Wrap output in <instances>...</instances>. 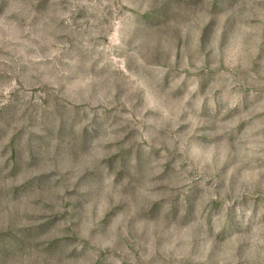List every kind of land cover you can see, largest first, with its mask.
<instances>
[{
	"label": "rangeland",
	"instance_id": "374dc122",
	"mask_svg": "<svg viewBox=\"0 0 264 264\" xmlns=\"http://www.w3.org/2000/svg\"><path fill=\"white\" fill-rule=\"evenodd\" d=\"M0 264H264V0H0Z\"/></svg>",
	"mask_w": 264,
	"mask_h": 264
}]
</instances>
